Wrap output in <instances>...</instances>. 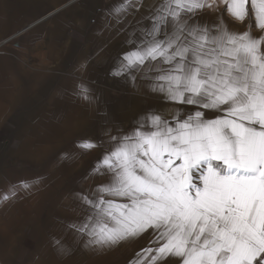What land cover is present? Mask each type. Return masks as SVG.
Returning <instances> with one entry per match:
<instances>
[{
	"label": "crops",
	"instance_id": "obj_1",
	"mask_svg": "<svg viewBox=\"0 0 264 264\" xmlns=\"http://www.w3.org/2000/svg\"><path fill=\"white\" fill-rule=\"evenodd\" d=\"M8 38L0 244L31 227L83 247L49 264H264V0H0ZM124 224L152 230L141 252Z\"/></svg>",
	"mask_w": 264,
	"mask_h": 264
},
{
	"label": "rangeland",
	"instance_id": "obj_2",
	"mask_svg": "<svg viewBox=\"0 0 264 264\" xmlns=\"http://www.w3.org/2000/svg\"><path fill=\"white\" fill-rule=\"evenodd\" d=\"M224 9V7H223ZM257 23L253 22L250 19V25L252 29L257 28L256 26ZM107 94H110L109 91H106ZM76 140H80L77 139ZM119 156L120 157H130L132 156L131 153L136 151H127V150H119ZM63 153V150H56L55 155H60ZM12 169H17L18 164L15 163L14 165H11ZM123 170V173H127L128 175L132 172L131 169L133 166L129 164L122 165L120 167ZM131 171V172H130ZM129 177V176H128ZM88 184V183H83V182H75L73 183L74 188L73 192L75 194L79 191L83 190V185ZM93 183H91L92 185ZM124 184H126L128 187H141V183L134 182L130 179H126L124 181ZM139 210L142 212H145L143 206H134V212L128 213V211H131V207L129 208H124L123 216L124 220L127 216H135L136 210ZM128 210V211H127ZM128 213V214H127ZM144 214H142L143 217ZM69 220L70 222L75 226V227H81L82 224V213L75 210L72 214L69 215ZM162 226V225H161ZM56 232H61L60 230ZM152 230L147 231L146 229H139V231H131V229H127L124 224V229H123V243L127 247V252H141L144 247L143 243L146 242L147 236L149 233H151ZM160 236H163L162 232L163 229L157 231ZM196 232L193 229L187 228L185 230L186 237L188 240H193V233ZM178 231H172V235H177ZM3 233H1L0 238ZM47 236V237H46ZM4 237H6L4 240L10 243L8 246H4L0 244V256H2L5 260V264H49L46 262H38V255H45V254H50V253H79L80 250L83 248L82 246H71V247H65L64 244L62 243L61 239H51L47 235V231H39L36 229H33L31 227H28L26 229H21V230H7L4 231ZM199 242V239H198ZM196 252V247H194V244H187L186 248H184L183 253L187 255L194 254ZM0 264H2L0 262Z\"/></svg>",
	"mask_w": 264,
	"mask_h": 264
},
{
	"label": "built area",
	"instance_id": "obj_3",
	"mask_svg": "<svg viewBox=\"0 0 264 264\" xmlns=\"http://www.w3.org/2000/svg\"><path fill=\"white\" fill-rule=\"evenodd\" d=\"M11 39H12V38H8V39H5V40L1 41V42H0V49H1V47H2L4 44L10 42Z\"/></svg>",
	"mask_w": 264,
	"mask_h": 264
}]
</instances>
